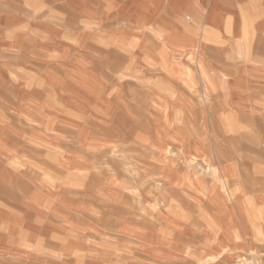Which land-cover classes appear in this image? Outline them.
Listing matches in <instances>:
<instances>
[{"label":"crops","instance_id":"0c3cea01","mask_svg":"<svg viewBox=\"0 0 264 264\" xmlns=\"http://www.w3.org/2000/svg\"><path fill=\"white\" fill-rule=\"evenodd\" d=\"M104 42L120 48L129 84L141 69L158 72L143 78V102L127 106L120 97L103 96L112 88L87 70L93 59L102 64ZM87 44H96L95 50ZM114 107L131 108L128 122L142 115L143 123L192 124V130H144L133 137L157 154L171 139L189 145L179 157L204 161L225 183L207 182L195 169L190 185L182 178L160 182L194 206L208 204L201 249L198 244L209 251L205 264L244 262V252L259 242L264 251L256 237L263 198L231 179L228 163L219 165L205 142L235 138L230 133L241 123L264 122V0H0V187L29 188L19 191L22 210H9L0 198V256L38 264L36 251L49 246L65 256L73 236L86 251L82 222L91 212L81 204L87 200L68 196L66 180L81 185L89 170H97L89 160L101 158L92 149L102 147L104 137L91 134L88 124L103 122ZM163 157L158 162L166 170L172 159ZM28 169L51 173L32 178ZM109 192L99 184L97 194L113 197ZM233 250L237 261L226 254Z\"/></svg>","mask_w":264,"mask_h":264},{"label":"rangeland","instance_id":"374dc122","mask_svg":"<svg viewBox=\"0 0 264 264\" xmlns=\"http://www.w3.org/2000/svg\"><path fill=\"white\" fill-rule=\"evenodd\" d=\"M87 45L88 50H95L96 44ZM151 45L154 51L156 44ZM118 49L120 48L116 47V44L114 46L112 43L104 42L103 59L98 60L102 61V64H96V60L93 59L87 71L90 72L91 69L107 88H112L111 91L104 90L105 98L115 100L120 97L125 105L135 101L143 102L147 93L141 90L143 89L141 83L145 75L151 73L147 74L141 69L136 72L134 80L129 84L131 78L127 74V66L123 65L124 60L118 57L119 54L116 52ZM152 75L156 77L158 72L152 73L151 77ZM113 87L119 89L115 90ZM109 102L114 101L109 99ZM129 109L131 108L114 107L108 115L104 113L103 122L88 124V130L94 131L91 134L104 137L103 146L92 149L94 150L92 153L101 158L89 160L93 166L96 163L99 165L97 170L88 171L81 185L66 180L69 183L65 186L68 196L70 195L71 199L87 200L81 204L86 206L89 213L91 212L88 214L87 223L82 222V225L85 224L84 226L87 227L82 233L85 236L86 251L79 249L82 248L81 244H84V241L73 236V249L64 252L65 256L63 254L60 256V252L51 250L47 246L46 249L35 252L34 262L38 261V264H205L204 261L207 259L205 257L210 255L209 251L198 250V244L201 249L204 242L201 233L207 226L210 211L208 204L199 202L194 206L189 196L178 197L180 194L176 192V187L159 185L162 177L182 178L190 185L192 175L197 174L195 170H198L200 178H205L207 182L211 179L221 185L225 183L221 181L217 171L208 170V164L204 161L200 160V163L192 164L190 161H193L192 158L195 159L194 156H190V161L180 158L181 152L189 151L190 148L189 145L183 147L175 139L170 140L173 142L172 145L163 143L159 146L160 153L166 159H172L167 169L162 170L158 161L163 156L157 154L158 149L147 150L143 139H137V142L134 140V132L147 130L153 131L154 134L156 130H168L172 134L177 129L192 130V124L143 123L140 121L143 120L142 115L137 116V122H128ZM116 110H122L123 113L119 114ZM202 125L199 124L200 130L203 129ZM206 125L204 124L205 129ZM232 134L235 138L230 140L206 139V147H211L210 154L221 161L219 165L227 166L228 163L231 179L240 180L245 185L243 189L247 190L249 195L256 194L264 201V122L241 123L238 129L230 133ZM155 141L157 140L152 139L153 143ZM34 157L37 162L41 159L38 155ZM224 158L227 160L224 161ZM25 171L29 177L39 179L47 178V174L51 173L31 169ZM56 177L59 183H63L62 176ZM80 182L77 180V183ZM99 184H104L105 189L110 191L107 195L113 197H102L97 194ZM188 188L192 189L191 186ZM221 188L232 189L231 186ZM25 189L29 188L1 186L0 198L4 199L2 204L13 212L22 210L18 196L19 191ZM111 199L114 201H110ZM256 210L260 215L257 219L256 237L264 242V233L260 229L264 226V203L259 204ZM193 228L197 232L195 240L192 236ZM39 246L43 247V245ZM260 247L248 249L242 256L245 261L235 264H264V256L261 255L264 251ZM226 254H230L235 261L240 259V254H236L234 250L227 251ZM0 264L16 263L0 256Z\"/></svg>","mask_w":264,"mask_h":264},{"label":"bare ground","instance_id":"6f19581e","mask_svg":"<svg viewBox=\"0 0 264 264\" xmlns=\"http://www.w3.org/2000/svg\"><path fill=\"white\" fill-rule=\"evenodd\" d=\"M204 123V122H203ZM141 144V143H140ZM115 150V149H114ZM168 159V158H167ZM159 185V184H158ZM159 186H161V185H159ZM157 187V186H156ZM165 189V188H164ZM204 262H207V259H206V261H204ZM249 262V261H248Z\"/></svg>","mask_w":264,"mask_h":264}]
</instances>
